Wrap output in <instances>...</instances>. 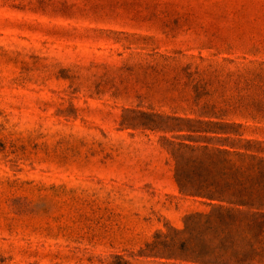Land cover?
Returning <instances> with one entry per match:
<instances>
[{
	"label": "rangeland",
	"instance_id": "rangeland-1",
	"mask_svg": "<svg viewBox=\"0 0 264 264\" xmlns=\"http://www.w3.org/2000/svg\"><path fill=\"white\" fill-rule=\"evenodd\" d=\"M226 105L264 141V0H0V264H188L146 245L207 206L139 124Z\"/></svg>",
	"mask_w": 264,
	"mask_h": 264
},
{
	"label": "trees",
	"instance_id": "trees-1",
	"mask_svg": "<svg viewBox=\"0 0 264 264\" xmlns=\"http://www.w3.org/2000/svg\"><path fill=\"white\" fill-rule=\"evenodd\" d=\"M226 106H202L193 117L150 113L156 119L139 124L177 133L166 146L176 190L207 206L184 217L178 238L146 245L154 254L188 264H264V141L244 137L247 126L226 120Z\"/></svg>",
	"mask_w": 264,
	"mask_h": 264
}]
</instances>
